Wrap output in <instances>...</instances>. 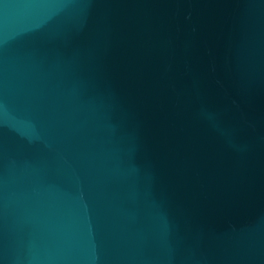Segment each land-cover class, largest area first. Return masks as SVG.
Here are the masks:
<instances>
[{"label": "water", "instance_id": "water-1", "mask_svg": "<svg viewBox=\"0 0 264 264\" xmlns=\"http://www.w3.org/2000/svg\"><path fill=\"white\" fill-rule=\"evenodd\" d=\"M0 264H264V0H0Z\"/></svg>", "mask_w": 264, "mask_h": 264}]
</instances>
